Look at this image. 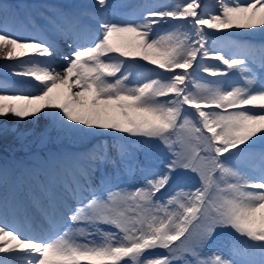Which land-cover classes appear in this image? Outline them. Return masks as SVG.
I'll return each mask as SVG.
<instances>
[{"label": "snow or ice", "instance_id": "obj_1", "mask_svg": "<svg viewBox=\"0 0 264 264\" xmlns=\"http://www.w3.org/2000/svg\"><path fill=\"white\" fill-rule=\"evenodd\" d=\"M217 3L219 12L200 0L147 6L132 19H117L115 11L108 19L110 8L134 7L109 0H94L90 12L56 13L48 24L70 49L62 70L53 67L55 39L17 37L5 17L0 57L17 61L13 76L41 87L26 95L0 85V118L43 114L69 133L158 141L169 158L158 170L136 166L122 148L115 157L73 159L33 201L50 235L25 237L0 224V264H15L14 253H27V264H264V147L256 150L264 145V47L230 43L227 31L264 32V0ZM201 71L225 79L205 80ZM230 74L240 82L229 83ZM31 80L18 83L37 87ZM106 164L137 173L138 186H106L104 177L94 183ZM186 172L198 186H188ZM9 176L0 165V187ZM218 229L245 238L229 256L211 247Z\"/></svg>", "mask_w": 264, "mask_h": 264}, {"label": "rangeland", "instance_id": "obj_2", "mask_svg": "<svg viewBox=\"0 0 264 264\" xmlns=\"http://www.w3.org/2000/svg\"><path fill=\"white\" fill-rule=\"evenodd\" d=\"M7 3V5H11V7H14V4L20 5V14L25 15L27 11H29L30 14H32L33 10H28L29 8H33V6L27 1V0H3ZM118 3V1H117ZM146 4H153L155 6L157 5H169V2L167 0H145ZM119 4V3H118ZM58 5H53L51 8L52 12L51 14L54 16L56 13H60V11L57 10ZM209 9L213 8H218L217 4H210L208 5ZM24 9V10H23ZM42 11L45 10V8L41 9ZM40 10V12H41ZM74 11V10H73ZM12 12V10H11ZM11 12L10 13H4V19L5 17L9 15L10 17L8 18V24H7V30L20 38H30L31 33L35 32L34 26L30 27V25H20L17 23V25L14 22V19H11ZM75 12V11H74ZM41 13L38 15L33 14V21L35 24V21L37 19V16H39ZM42 17V20H48L45 16L46 19H44V16ZM4 19H2L4 21ZM47 22V21H46ZM45 22V26L49 25L48 23ZM12 24L13 31L9 30V26ZM35 27H37L38 30H41L36 24ZM51 30V27H45V31L48 32ZM242 31L244 29H231L227 31ZM42 31V30H41ZM164 31V29H158L157 32ZM248 31V30H247ZM44 32V31H43ZM49 33V32H48ZM251 33V32H248ZM37 36L35 35V38H38V33H36ZM30 57H23L22 59H29ZM0 59H4L0 57ZM6 60V59H4ZM143 62V61H142ZM17 61L15 60L14 62L9 65V63H3L0 61V72H5V71H11L12 66L16 64ZM13 64V65H12ZM1 76V75H0ZM8 86L9 83H6ZM0 85H5L3 81L0 80ZM39 91L33 92L30 91L28 95H35L38 94ZM27 95V94H26ZM46 111V110H45ZM58 111V110H57ZM192 111V110H189ZM47 112V111H46ZM108 134L105 135L107 137ZM110 135V136H109ZM108 138H103L101 139V144L93 142V139H96L98 135H81L78 133H69L66 132L63 128L60 127L59 122L54 119L51 116H45L43 114L40 115L39 119L35 117H29L24 121H17L15 118L12 117H5V118H0V158L3 159L5 155H8V151H15V152H21L22 156H26L29 159H35L37 162L42 163L43 160L40 157V154H43V156H48L51 155V153H54V155H59L61 152V156L65 161L68 162L70 156L69 153L70 151L65 150L64 148H74L75 146H78V144H84L82 147L85 149H82V156L84 157L90 153V147L86 148L87 145L92 144L95 147L93 148L95 152H106V150L111 148V152L113 154L117 153L118 149V144L117 141L119 140L120 147L122 149L125 148V142L128 140L130 143L129 149L134 151H138V156H137V161L141 162L140 165H136L137 161L135 158V165L136 166H143L144 168L147 169H155L157 170L158 166L162 165L163 163L161 159H168L167 156L161 152V148L157 141L151 142L150 145H142L139 142V139L141 138H134V137H127L124 134H121L119 136V139H115L114 135L115 134H109ZM116 136V135H115ZM125 139V141L123 140ZM83 141V142H80ZM54 143H59L60 145H52ZM64 144V145H63ZM42 147V151H37L35 148ZM176 147H179L178 145ZM128 148H125V151L131 154V151ZM154 151V153H153ZM109 153V149L107 151ZM106 152V153H107ZM107 153V154H108ZM110 155V157H115L114 155ZM147 161L145 162V160ZM7 161V160H6ZM143 162V163H142ZM145 162V163H144ZM143 164V165H142ZM108 167V171L110 172L109 175H112L113 180L117 184L123 186L122 183L126 181V185L130 186L131 184H135L138 186V174L137 173H128L124 169H121L119 172H117L111 164H106L104 165ZM102 168V166H101ZM100 173H102V176L105 175V172L103 169L100 170ZM186 176L191 177L189 180L191 185H188L190 187H195L198 182V179L195 177V174L193 173H185ZM128 176V177H127ZM196 184V185H195ZM158 194L157 196H159ZM222 230V231H221ZM218 235L213 242V244H221L220 248H217L213 244L211 247L213 249H219L224 255L228 253L229 255L231 254V251L234 247L236 246L238 241H241V237H237L236 234L231 230V229H218ZM224 231V232H223ZM229 236L230 239L225 241L224 237ZM252 243V242H250ZM228 250V251H227ZM162 254V253H161ZM259 256L253 257L258 258ZM259 259V258H258Z\"/></svg>", "mask_w": 264, "mask_h": 264}, {"label": "bare ground", "instance_id": "obj_3", "mask_svg": "<svg viewBox=\"0 0 264 264\" xmlns=\"http://www.w3.org/2000/svg\"><path fill=\"white\" fill-rule=\"evenodd\" d=\"M81 1H83L84 3H90V2L93 3L94 2V0H81ZM31 2L37 3L39 5L50 4V3H53V2H60L63 5L73 4L72 0H31ZM108 14H110V11L108 12ZM237 32L238 33L240 32L241 35H243V37H245L246 34H249L248 32H251V34L249 35V36H251V39L248 38L249 36L247 37V40H251V42H250L251 44L255 45V44H260V43L263 42L264 32H261V30L259 28H254V29H251V30H248V31L247 30H242V31H237ZM244 41H246V40H244ZM241 46H246V45H241ZM262 47H264V45H262ZM35 58L39 59V60L47 59V58H44V57H35ZM53 67H55L57 70H62L61 68L55 66V64H53ZM12 76L13 75L11 74V72H5V77L8 80H11ZM22 79L23 80L24 79L25 80H31L30 77H22ZM238 82H240V81L239 80H235L233 83H238ZM31 83L33 85H37V87L32 88V89L39 90V87H41L39 85V83L37 81H35V80H31ZM19 88H22L24 90V94H27V95L29 94V89H31V87H27L25 85H21ZM74 91H75V89H74ZM46 111H57V110H47L46 109ZM0 256H3V254H0ZM26 256H27V253H14L13 257L15 259V264H27V261L25 259Z\"/></svg>", "mask_w": 264, "mask_h": 264}]
</instances>
